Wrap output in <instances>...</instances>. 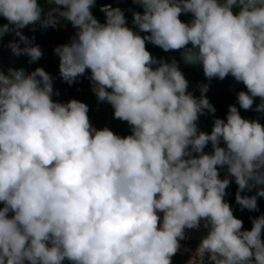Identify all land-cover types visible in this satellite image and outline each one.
Wrapping results in <instances>:
<instances>
[{
    "label": "clouds",
    "instance_id": "9594fccd",
    "mask_svg": "<svg viewBox=\"0 0 264 264\" xmlns=\"http://www.w3.org/2000/svg\"><path fill=\"white\" fill-rule=\"evenodd\" d=\"M46 2L0 0V41L18 37L6 47L31 64L43 51L21 30L69 22L74 36L54 49L60 78L71 85L89 72L97 100L131 132L97 129L86 103L53 100L42 67L0 68V264H172L186 230L201 227L188 264H264V214L245 230L225 200L231 177L241 210H259L264 125L229 105L226 120L201 131L200 116L216 111L209 85L195 97L177 60L146 48L180 51L209 81L230 75L247 89L239 107L259 98L264 113V0H133L138 31L119 7L103 8L102 23L96 0Z\"/></svg>",
    "mask_w": 264,
    "mask_h": 264
},
{
    "label": "rangeland",
    "instance_id": "374dc122",
    "mask_svg": "<svg viewBox=\"0 0 264 264\" xmlns=\"http://www.w3.org/2000/svg\"><path fill=\"white\" fill-rule=\"evenodd\" d=\"M45 3H46V6H44L42 4H41V6L44 7L45 10H47L49 5L47 4L46 1H45ZM105 5H107V4H105ZM110 6L112 8L119 7L120 9H122L124 11L125 16H126L128 26L133 28L134 30L138 31V29H136V26L132 24V14L134 11L142 12L143 11L142 8H140L138 5L134 4L133 0H126V2H125V0H120L119 3L111 4ZM102 9H98L94 6L92 8V12H93L94 16L100 22L103 23L105 21V14L102 11ZM181 19L183 21L187 22L191 19V16H190V14H184L181 16ZM55 29H56L58 35L61 37L62 43L54 45V48L58 45L68 43L70 41V39L75 34V29H73L71 24L67 21H62L60 25H57V27H55ZM142 34L143 33H141V35ZM147 50L157 59H159L161 57L160 54H161L162 49L159 48L158 46L150 44V46L147 48ZM57 60H58V74L54 77L55 78L54 80L58 81L59 84L64 88V90L67 92L70 100L74 98V99H77L79 101L86 103L88 106L91 104H96V107H95L93 113L88 115L91 124L97 129H103L104 127H108L115 134L123 136L120 134V131L118 132L116 126L113 127L112 123L110 122V117H111L110 104H108L107 102L104 104H97V102H99V101L97 100V97H96L94 91L91 90L92 85H91L90 80L88 79V76L90 75V73L86 71L85 75L79 77L77 82H74L73 84L69 85L68 83L64 82L59 76V58L58 57H57ZM182 69H184L185 71H187V73H189V74H187L186 79L189 82V86L193 87L192 92L194 93L195 96H199V91H200L199 86L201 84H208L209 85L208 92H211V93L216 92V91L219 92L218 88H216L217 86L215 87V85H216L215 79H212L211 81H209L206 77H204L202 75V73H203L202 66H200V65H186V67H183ZM182 69L180 68L181 71H183ZM195 73L197 75V78L203 77L202 79H200L199 82L195 81V79H197V78H195V76H196ZM232 81H233V83L242 86V83L236 82L234 80V78L231 77L230 75L225 78V86L229 87V85ZM233 89H235V88H233ZM242 90L247 91L245 86L240 88V91H242ZM259 103H260V99L255 98L252 109L255 113L256 120H258L262 125H264V113L255 111V107ZM208 146L206 147L205 150L209 149ZM226 173H227V171L225 169L224 175L221 176V179L225 178ZM227 196H228V194L226 195V197ZM231 208L233 209V213L235 216L240 215V214L248 211L247 209L241 210L240 206L236 203L235 199H234L233 203L231 204Z\"/></svg>",
    "mask_w": 264,
    "mask_h": 264
},
{
    "label": "trees",
    "instance_id": "16d2710c",
    "mask_svg": "<svg viewBox=\"0 0 264 264\" xmlns=\"http://www.w3.org/2000/svg\"><path fill=\"white\" fill-rule=\"evenodd\" d=\"M46 0H40V3L44 6H46L45 3ZM120 0H97L95 7H98L100 5H105V4H115V3H119ZM126 2V0H125ZM3 23H7L6 20H4L2 17H0V24ZM144 35V33L142 34ZM151 43H147L146 42V48H148L150 46ZM161 57L163 58L165 61L167 62H171L172 58H175L178 62L179 68H183L186 67L187 64H185L183 62V60L181 59V53L180 51H169V52H165V51H161ZM183 74L185 76V78L187 77V71H185L184 69H182ZM196 75V73H195ZM194 75V76H195ZM202 75L204 76V74L202 73ZM205 77V76H204ZM195 78H197V75L195 76ZM203 77H198L197 79H195L196 82H199L200 79H202ZM216 81V85L215 87L218 88L219 92H208L205 94L206 97L209 99L210 103L215 107L216 111L214 114H205L200 116L199 120L197 121L198 127L201 131L206 132V133H210L213 127V122L215 118H220V119H225L226 120V116L228 113V108L229 105H235L239 112L240 115L245 118V119H249V120H256V116L255 113L252 110H244L241 109L239 107V104L237 102V93L238 91H240V88L243 87L244 85H237L235 83H233V81L230 83L229 87L225 86V79L224 80H219L217 78H214ZM235 88V89H233ZM237 89V90H236ZM188 91H190L193 95L194 93L193 91V87L192 86H188ZM218 92V93H217ZM201 92L199 91V96H195L197 98L200 97ZM106 102H97V104H104ZM89 107V112L88 115L92 114L96 104H91L88 106ZM110 110H111V117H110V122L112 123V126L117 128L118 132L120 131V134L123 136L129 135L131 130H130V126L127 124V122L124 121H120L118 119H115L113 116V108L110 105ZM211 145L209 144V149L205 150L206 152H210L211 151ZM223 146V145H221ZM226 169V168H225ZM225 169H220V177L222 175H224V170ZM227 176V173L225 175V177ZM230 179V185L229 187L226 189V192L228 193V196L225 197V200L230 204L233 203L234 199H235V194L237 191V185L235 184L234 178L229 177ZM255 189H253L252 191H245V195H254L255 194ZM258 203V211H247L245 213H242L240 215H237L236 217L241 219L243 221V229L245 230H250L252 227L251 224V219L250 218H254L257 217L261 214H264V197H259L257 200ZM3 205L0 204V207H2ZM190 232L192 233V235H194L195 237L201 239V237L203 235L206 234V230L203 229V227H201L200 231H196V230H190ZM262 238H264V233H262Z\"/></svg>",
    "mask_w": 264,
    "mask_h": 264
},
{
    "label": "water",
    "instance_id": "95a60500",
    "mask_svg": "<svg viewBox=\"0 0 264 264\" xmlns=\"http://www.w3.org/2000/svg\"><path fill=\"white\" fill-rule=\"evenodd\" d=\"M33 26H28L22 29L24 35L28 36L29 38L34 37V43L36 45L42 46L43 56L41 59H39L37 62L29 63V58L27 56H20L16 57L14 56L11 51L7 49L1 50L2 47H4L6 44H8L10 41L17 39L18 37H15L13 34L9 33L6 34L3 37V40L0 41V68H2L5 72H7V69L9 68H24L26 72H30L35 70L37 67H42L46 72H48L51 76L55 77L58 74V60L56 55L54 54V46L56 44L62 43L61 37L58 35L55 28L49 27L47 29H40L39 25H36V30L33 32L30 29ZM51 44L50 47H47L46 49L43 48L46 44ZM7 68H4L6 67ZM54 87V93L56 91L59 92V95H53V100L59 101V102H67L70 100L67 92L64 90V88L57 83L54 80L53 83ZM242 195H245V193H241ZM63 264H70L68 261H64Z\"/></svg>",
    "mask_w": 264,
    "mask_h": 264
},
{
    "label": "built area",
    "instance_id": "2783aa9c",
    "mask_svg": "<svg viewBox=\"0 0 264 264\" xmlns=\"http://www.w3.org/2000/svg\"><path fill=\"white\" fill-rule=\"evenodd\" d=\"M106 6L110 5H100L96 8L102 9ZM50 7L51 5L48 6V8ZM186 235L188 238L180 242L181 248L177 252V254L172 258V264H188L189 260L192 259L195 254V250L198 247L200 239L192 235L188 230H186Z\"/></svg>",
    "mask_w": 264,
    "mask_h": 264
},
{
    "label": "bare ground",
    "instance_id": "6f19581e",
    "mask_svg": "<svg viewBox=\"0 0 264 264\" xmlns=\"http://www.w3.org/2000/svg\"><path fill=\"white\" fill-rule=\"evenodd\" d=\"M7 45V44H6ZM6 45L4 46V47H2L1 48V50H3V49H7L8 51H9V53H10V50L6 47ZM51 46V44H46L45 46H43V48L44 49H46L47 47H50ZM54 46V45H53ZM41 48H42V46H40ZM4 68H7V66L6 67H4ZM92 90V89H91Z\"/></svg>",
    "mask_w": 264,
    "mask_h": 264
},
{
    "label": "flooded vegetation",
    "instance_id": "af4514ba",
    "mask_svg": "<svg viewBox=\"0 0 264 264\" xmlns=\"http://www.w3.org/2000/svg\"><path fill=\"white\" fill-rule=\"evenodd\" d=\"M56 81V80H55ZM57 83H59L58 81H56Z\"/></svg>",
    "mask_w": 264,
    "mask_h": 264
}]
</instances>
